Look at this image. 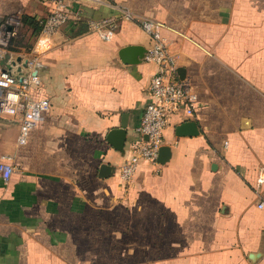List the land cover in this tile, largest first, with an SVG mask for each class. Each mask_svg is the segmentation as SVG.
Wrapping results in <instances>:
<instances>
[{"label": "crops", "instance_id": "obj_1", "mask_svg": "<svg viewBox=\"0 0 264 264\" xmlns=\"http://www.w3.org/2000/svg\"><path fill=\"white\" fill-rule=\"evenodd\" d=\"M54 8L0 0V20L42 23ZM119 8L158 24L199 101L194 116L171 117L168 161H141L127 189L119 170L142 141L157 68L119 56L151 47L137 24L119 19L111 42L90 31ZM70 10L35 45L45 64L38 95L50 102L43 122L20 145L18 120L0 115V163L14 167L8 184L0 175V264H264V0L77 1ZM123 121L121 153L107 136ZM184 122L199 135L177 137ZM105 164L115 172L101 178Z\"/></svg>", "mask_w": 264, "mask_h": 264}, {"label": "built area", "instance_id": "obj_2", "mask_svg": "<svg viewBox=\"0 0 264 264\" xmlns=\"http://www.w3.org/2000/svg\"><path fill=\"white\" fill-rule=\"evenodd\" d=\"M101 5L105 0H52L55 8L41 23L39 38H49L71 18V4L74 2ZM121 17H110L91 21L90 31L97 33L105 42H111L118 29L117 21L123 19L137 24L152 40L144 60L156 66L157 71L149 86L153 101L147 105L137 129L142 141L135 146L132 155L119 170V177L125 188H129L141 161L158 164L163 146L164 131L173 115L184 112L194 116L199 105L197 96L187 80L178 77L177 57L167 48L161 38L158 24L148 18L135 15L128 9L119 8ZM23 16L13 15L0 20V115L16 118L20 125L18 143L25 145L31 132L43 122L50 109L49 100L38 95L42 85L39 72L44 69L43 52L24 48L12 49V42L20 37ZM14 167L0 163V175L5 184L11 179ZM264 183V178H259Z\"/></svg>", "mask_w": 264, "mask_h": 264}, {"label": "water", "instance_id": "obj_3", "mask_svg": "<svg viewBox=\"0 0 264 264\" xmlns=\"http://www.w3.org/2000/svg\"><path fill=\"white\" fill-rule=\"evenodd\" d=\"M146 50L141 47H126L122 49L119 56L126 64H139L145 57ZM178 77L185 80V74L178 70ZM126 124L123 121L120 129L111 130L107 136V142L118 152L124 153L126 142ZM177 137H195L199 135V130L195 122H184L176 128ZM171 152L168 147H162L159 153L158 163L164 164L170 158ZM114 168L109 165H102L100 177L107 178L113 175Z\"/></svg>", "mask_w": 264, "mask_h": 264}, {"label": "trees", "instance_id": "obj_4", "mask_svg": "<svg viewBox=\"0 0 264 264\" xmlns=\"http://www.w3.org/2000/svg\"><path fill=\"white\" fill-rule=\"evenodd\" d=\"M81 23V22H77ZM83 25V24H82ZM83 27V26H82ZM23 28L26 30L27 33H30L28 38H26L25 35L20 36L18 39L14 40L12 42V49H25L26 51H30L35 48L36 43L38 42L41 34H42V25L39 21H37L35 18L29 17V16H24L23 17ZM82 31V29H81ZM26 39L32 41H36L35 45L31 44V46H28L26 44Z\"/></svg>", "mask_w": 264, "mask_h": 264}, {"label": "rangeland", "instance_id": "obj_5", "mask_svg": "<svg viewBox=\"0 0 264 264\" xmlns=\"http://www.w3.org/2000/svg\"><path fill=\"white\" fill-rule=\"evenodd\" d=\"M29 34H30V33H27L26 30H25L24 28H22V30H21V32H20V36L25 35L26 38H28ZM26 41H27L26 44H28V46H31V44L35 45V42H36V41L34 42V41H32V40H31V42H30V40H27V39H26ZM32 50H33V49H32ZM32 50H30L29 52H31Z\"/></svg>", "mask_w": 264, "mask_h": 264}]
</instances>
